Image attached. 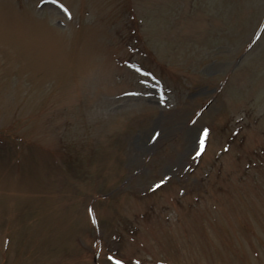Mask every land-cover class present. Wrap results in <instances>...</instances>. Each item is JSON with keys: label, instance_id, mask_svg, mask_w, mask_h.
Masks as SVG:
<instances>
[{"label": "rangeland", "instance_id": "1", "mask_svg": "<svg viewBox=\"0 0 264 264\" xmlns=\"http://www.w3.org/2000/svg\"><path fill=\"white\" fill-rule=\"evenodd\" d=\"M117 260L264 264V0H0V264Z\"/></svg>", "mask_w": 264, "mask_h": 264}, {"label": "snow or ice", "instance_id": "2", "mask_svg": "<svg viewBox=\"0 0 264 264\" xmlns=\"http://www.w3.org/2000/svg\"><path fill=\"white\" fill-rule=\"evenodd\" d=\"M61 7H63V5H61ZM208 134H209V129L205 128L202 133L203 139H201L200 141V151L197 152V155H200L203 152L204 147H205V141L208 137ZM157 135L159 134L157 133ZM161 183H163V181ZM116 264H123V262L120 260H117Z\"/></svg>", "mask_w": 264, "mask_h": 264}]
</instances>
